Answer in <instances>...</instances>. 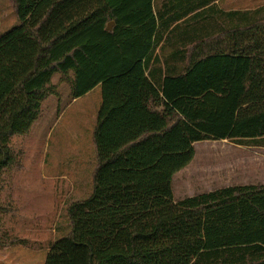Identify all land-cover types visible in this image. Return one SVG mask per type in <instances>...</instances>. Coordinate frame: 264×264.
<instances>
[{
	"label": "trees",
	"instance_id": "16d2710c",
	"mask_svg": "<svg viewBox=\"0 0 264 264\" xmlns=\"http://www.w3.org/2000/svg\"><path fill=\"white\" fill-rule=\"evenodd\" d=\"M10 0L0 36V176L56 94L96 87L93 189L45 264H264V184L176 201L195 143L264 140V7L221 0ZM184 9L181 8L182 5ZM113 23L112 27H109Z\"/></svg>",
	"mask_w": 264,
	"mask_h": 264
},
{
	"label": "rangeland",
	"instance_id": "374dc122",
	"mask_svg": "<svg viewBox=\"0 0 264 264\" xmlns=\"http://www.w3.org/2000/svg\"><path fill=\"white\" fill-rule=\"evenodd\" d=\"M225 11L256 10L264 0H223ZM19 24L10 0H0V36ZM56 94L42 105L30 132L11 138L15 162L0 176V264H45L51 244L71 231L68 208L93 189V134L101 104L97 88L72 99L55 74ZM195 143V157L173 181L176 201L224 187L264 184V140Z\"/></svg>",
	"mask_w": 264,
	"mask_h": 264
},
{
	"label": "crops",
	"instance_id": "0c3cea01",
	"mask_svg": "<svg viewBox=\"0 0 264 264\" xmlns=\"http://www.w3.org/2000/svg\"><path fill=\"white\" fill-rule=\"evenodd\" d=\"M174 1H175V0H166L165 2H166V3H171V2H174ZM177 1H178V0H177ZM184 1H185V0H184ZM222 1H223V0L218 1L217 4L220 3V2H222ZM165 2H164V1H159V2H158L159 7L162 6L163 4H165ZM184 6H185V5L183 4V5L181 6V8L184 9ZM220 9H221V8H220ZM222 10H223V9H222ZM231 11H236V10H231ZM97 88H99V89H100V92H101V88H100V87H96L95 89H97ZM95 89H94V90H95ZM94 90H92V91H94ZM92 91H91V92H92ZM89 93H90V92H89ZM89 93H88V94H89ZM86 95H87V94H86ZM83 97H84V96H83ZM81 98H82V97H81ZM101 98H102V97H101ZM78 99H80V98H78ZM95 127H96V126H95ZM189 165H190V164H189ZM189 165H188V166H189ZM188 166H187V167H188ZM187 167H186V168H187ZM186 168L182 169L180 172L184 171ZM180 172H178L177 174H179ZM177 174H176V175H177ZM176 175H175V176H176ZM175 176H174V178H175ZM173 181H174V179H173ZM246 185H256V184H246ZM91 192H92V191H91ZM88 197H89V196H88ZM85 199H86V198H85Z\"/></svg>",
	"mask_w": 264,
	"mask_h": 264
},
{
	"label": "water",
	"instance_id": "95a60500",
	"mask_svg": "<svg viewBox=\"0 0 264 264\" xmlns=\"http://www.w3.org/2000/svg\"><path fill=\"white\" fill-rule=\"evenodd\" d=\"M113 26V23H110L109 27H112Z\"/></svg>",
	"mask_w": 264,
	"mask_h": 264
}]
</instances>
